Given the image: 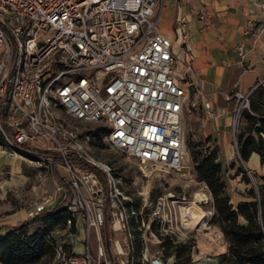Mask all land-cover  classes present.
Instances as JSON below:
<instances>
[{
	"label": "built area",
	"instance_id": "2783aa9c",
	"mask_svg": "<svg viewBox=\"0 0 264 264\" xmlns=\"http://www.w3.org/2000/svg\"><path fill=\"white\" fill-rule=\"evenodd\" d=\"M163 0H0V130L7 146L41 144L57 153L43 157L68 173V209L85 222L84 251L65 264L134 263L138 238L141 264H168L161 251L149 252L153 218L168 216L166 196L157 199L148 220L139 224L133 200L120 190L111 168L95 162L87 148L90 133L81 136L61 115L105 126L107 143L139 164L177 170L185 145L183 118L201 110L202 128L221 114L209 100L194 96L201 87L187 47L186 20H176L175 37L160 30ZM204 18V16L202 17ZM243 53V48H240ZM256 84L247 91L224 94L234 102L233 142ZM21 151L26 154L29 150ZM21 153V152H18ZM99 161V160H98ZM103 163V162H102ZM45 203L35 214L45 212ZM214 210L204 212L211 218ZM110 219L124 233L125 248L115 239L111 261L101 227ZM71 226V220H68ZM96 250H91L92 230ZM157 242L160 239L157 238Z\"/></svg>",
	"mask_w": 264,
	"mask_h": 264
},
{
	"label": "rangeland",
	"instance_id": "374dc122",
	"mask_svg": "<svg viewBox=\"0 0 264 264\" xmlns=\"http://www.w3.org/2000/svg\"><path fill=\"white\" fill-rule=\"evenodd\" d=\"M3 60L4 49L0 45V65ZM60 113L81 136L90 133L91 143L87 148L89 156L111 168L120 190L133 200L140 225L142 220L147 221L148 214L154 211L157 199L161 196L167 197L168 216L164 220V217L153 218V229L151 227L148 230L150 253L159 250L163 255V237L169 236L174 242H187L193 246L192 264L234 263L232 252L238 250V244L233 233L237 225L246 223L238 214V205L243 200H250L249 188L254 187L257 193L258 185L264 182L262 176L252 172L246 162L239 158L236 148L232 159L224 161L215 139L207 136L202 129L201 110L183 118L185 145L182 165L177 170L161 166L144 168L126 153L109 146L105 137L108 132L105 126L86 123L73 119L64 112ZM243 126L244 120H241L239 131ZM31 147L46 150L38 143ZM2 148L14 153L7 144L2 145ZM16 158L19 162L18 171L9 165L0 172V226H10L9 224L37 216L35 210L41 203H45L46 211L58 206H68L71 196L68 197L66 189L61 188L62 184H67L69 180L65 168H53L46 161L28 154L17 152ZM61 179L64 183H60ZM65 188H68L67 185ZM190 203L193 206L191 209ZM183 208L186 220L183 217ZM210 209L214 210L211 218L204 217L198 220V223L190 224L191 216L200 218L203 212ZM74 217V226L67 225L66 228L52 233L56 240L57 252L50 264H65L74 252L81 254L84 251L83 236L86 224L79 214L75 213ZM107 225L110 247H113L117 239L125 248L124 233L119 230L118 225L110 219ZM40 227L41 223L36 221L30 225V231H36ZM131 227L139 238L135 219ZM106 228V225L101 227L105 243ZM157 238L160 242H157ZM96 245L93 229L92 251L96 250ZM123 260L124 264L131 262L127 255ZM165 260L168 264H174L175 258L170 256Z\"/></svg>",
	"mask_w": 264,
	"mask_h": 264
},
{
	"label": "crops",
	"instance_id": "0c3cea01",
	"mask_svg": "<svg viewBox=\"0 0 264 264\" xmlns=\"http://www.w3.org/2000/svg\"><path fill=\"white\" fill-rule=\"evenodd\" d=\"M179 17L186 20L187 47L194 56L202 91L194 97L199 102L209 100L223 110L207 120L202 129L215 139L224 161L232 159L235 103L226 101L223 95L235 89L247 91L258 83L264 87V0H163L160 30L175 37ZM16 153L0 144V172L9 165L18 171ZM246 165L259 176L264 175L257 153H252ZM195 219L198 223L199 218ZM16 224L0 228L4 232Z\"/></svg>",
	"mask_w": 264,
	"mask_h": 264
},
{
	"label": "trees",
	"instance_id": "16d2710c",
	"mask_svg": "<svg viewBox=\"0 0 264 264\" xmlns=\"http://www.w3.org/2000/svg\"><path fill=\"white\" fill-rule=\"evenodd\" d=\"M241 120L244 126L237 130L236 140L239 158L246 162L252 153L260 156L264 166V87L259 85L250 98V109L244 110ZM99 135V133L97 134ZM0 144H6L4 135L0 130ZM23 149L39 154L43 157L55 156V162L62 161L57 153L38 148ZM53 168H56L54 165ZM264 182V175L262 176ZM60 183H64L61 179ZM66 195L71 196L69 188ZM250 200H243L238 205V214L246 223L237 225L234 236L238 244V250L232 252L233 264H264V183L258 185V192L254 187L249 188ZM71 220L75 225V217L68 207L58 206L37 214L8 227L4 232L0 228V264H50L56 257V240L52 233L58 229H64ZM36 221L41 227L36 231H30V225ZM107 232L108 225L106 224ZM153 229V225H152ZM109 235V233H108ZM164 258L174 256V264H192L193 246L187 242H174L169 236L163 237ZM142 242L137 238L134 243V263L141 264Z\"/></svg>",
	"mask_w": 264,
	"mask_h": 264
},
{
	"label": "water",
	"instance_id": "95a60500",
	"mask_svg": "<svg viewBox=\"0 0 264 264\" xmlns=\"http://www.w3.org/2000/svg\"><path fill=\"white\" fill-rule=\"evenodd\" d=\"M17 151L24 154V152L21 151V147H17ZM26 154L31 155V152L26 151ZM106 246H107V250H108L111 261H114V258H113V255H112L111 249H110V242H109L107 228H106Z\"/></svg>",
	"mask_w": 264,
	"mask_h": 264
},
{
	"label": "bare ground",
	"instance_id": "6f19581e",
	"mask_svg": "<svg viewBox=\"0 0 264 264\" xmlns=\"http://www.w3.org/2000/svg\"><path fill=\"white\" fill-rule=\"evenodd\" d=\"M95 160V162L96 163H99L100 161H98V160H96V159H94ZM101 164H103L104 165V163H102L101 162ZM189 205H192V203H190ZM188 205V206H189ZM188 206H185V207H188ZM182 207V206H181ZM202 213V212H201ZM191 215H193V214H191ZM204 215V212L202 213V215H201V217L199 218V220L202 218V216ZM183 217H184V220H186V215H185V211H184V208H183ZM190 222V224H196V219L193 217V216H191V220L189 221Z\"/></svg>",
	"mask_w": 264,
	"mask_h": 264
}]
</instances>
